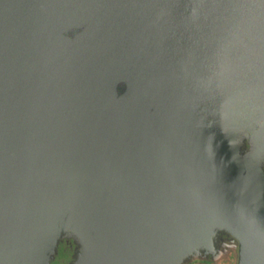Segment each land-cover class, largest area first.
<instances>
[{
	"label": "water",
	"instance_id": "obj_1",
	"mask_svg": "<svg viewBox=\"0 0 264 264\" xmlns=\"http://www.w3.org/2000/svg\"><path fill=\"white\" fill-rule=\"evenodd\" d=\"M209 259L264 264V0H0V264Z\"/></svg>",
	"mask_w": 264,
	"mask_h": 264
},
{
	"label": "flooded vegetation",
	"instance_id": "obj_2",
	"mask_svg": "<svg viewBox=\"0 0 264 264\" xmlns=\"http://www.w3.org/2000/svg\"><path fill=\"white\" fill-rule=\"evenodd\" d=\"M222 239H223L222 241H225V240H226L225 237L222 238ZM222 262H223V261H222ZM204 263H206V264H211V263H213V262L209 259V260H205ZM229 264H231V262H230Z\"/></svg>",
	"mask_w": 264,
	"mask_h": 264
},
{
	"label": "rangeland",
	"instance_id": "obj_3",
	"mask_svg": "<svg viewBox=\"0 0 264 264\" xmlns=\"http://www.w3.org/2000/svg\"><path fill=\"white\" fill-rule=\"evenodd\" d=\"M194 264H206L204 262H197V263H194ZM211 264H214V263H211Z\"/></svg>",
	"mask_w": 264,
	"mask_h": 264
}]
</instances>
